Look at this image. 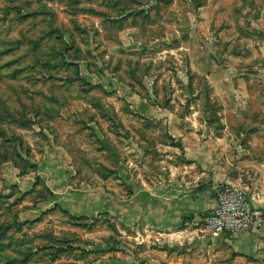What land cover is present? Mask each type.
Wrapping results in <instances>:
<instances>
[{"label": "rangeland", "instance_id": "obj_1", "mask_svg": "<svg viewBox=\"0 0 264 264\" xmlns=\"http://www.w3.org/2000/svg\"><path fill=\"white\" fill-rule=\"evenodd\" d=\"M143 105L229 125L244 162L264 158V0H0V264L234 263L203 224L177 235L50 208L59 172L65 192L121 201L159 182L169 139ZM237 182L221 185L249 194Z\"/></svg>", "mask_w": 264, "mask_h": 264}, {"label": "crops", "instance_id": "obj_2", "mask_svg": "<svg viewBox=\"0 0 264 264\" xmlns=\"http://www.w3.org/2000/svg\"><path fill=\"white\" fill-rule=\"evenodd\" d=\"M143 106L138 108L141 115L159 119L169 139L171 162L162 164L159 182L155 186L144 180L131 182L129 196L121 201L115 190L100 184L81 189L75 185L70 189L74 195L65 192L58 183L63 177L59 172L50 177L55 190L58 189L50 199L51 209L60 208L72 216L89 218L107 212L118 215L128 228L185 234L202 224L197 223V215L206 217L211 213L215 188L224 183L236 184L238 177L243 176L245 188L255 197V207L264 212V158L256 157L251 165L244 162L229 125L221 131L190 119L182 123L183 120L174 118L172 110ZM203 244L225 263L233 259V264H264V218L258 226L235 236H205Z\"/></svg>", "mask_w": 264, "mask_h": 264}, {"label": "built area", "instance_id": "obj_3", "mask_svg": "<svg viewBox=\"0 0 264 264\" xmlns=\"http://www.w3.org/2000/svg\"><path fill=\"white\" fill-rule=\"evenodd\" d=\"M215 191L214 208L199 219L210 234L235 236L258 226L263 220L264 214L255 207V197L242 187L219 185Z\"/></svg>", "mask_w": 264, "mask_h": 264}]
</instances>
